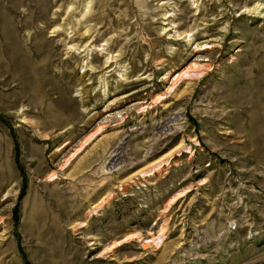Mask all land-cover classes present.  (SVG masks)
I'll use <instances>...</instances> for the list:
<instances>
[{"label": "rangeland", "instance_id": "rangeland-1", "mask_svg": "<svg viewBox=\"0 0 264 264\" xmlns=\"http://www.w3.org/2000/svg\"><path fill=\"white\" fill-rule=\"evenodd\" d=\"M0 264H264V0H0Z\"/></svg>", "mask_w": 264, "mask_h": 264}, {"label": "bare ground", "instance_id": "bare-ground-1", "mask_svg": "<svg viewBox=\"0 0 264 264\" xmlns=\"http://www.w3.org/2000/svg\"><path fill=\"white\" fill-rule=\"evenodd\" d=\"M210 47H211V46H206L205 48H210ZM118 152H119V151H118ZM118 152H117V153H118Z\"/></svg>", "mask_w": 264, "mask_h": 264}]
</instances>
